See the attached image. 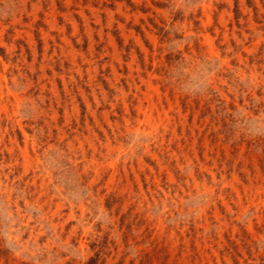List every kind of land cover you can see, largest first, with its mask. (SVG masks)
<instances>
[{
	"label": "rangeland",
	"instance_id": "rangeland-1",
	"mask_svg": "<svg viewBox=\"0 0 264 264\" xmlns=\"http://www.w3.org/2000/svg\"><path fill=\"white\" fill-rule=\"evenodd\" d=\"M0 264H264V0H0Z\"/></svg>",
	"mask_w": 264,
	"mask_h": 264
}]
</instances>
